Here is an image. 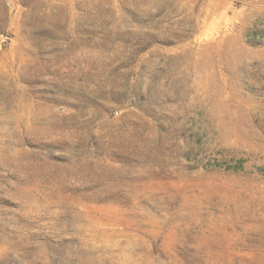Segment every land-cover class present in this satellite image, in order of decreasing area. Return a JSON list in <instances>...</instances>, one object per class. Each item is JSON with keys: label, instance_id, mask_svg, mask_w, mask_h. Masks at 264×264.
Returning <instances> with one entry per match:
<instances>
[{"label": "rangeland", "instance_id": "obj_1", "mask_svg": "<svg viewBox=\"0 0 264 264\" xmlns=\"http://www.w3.org/2000/svg\"><path fill=\"white\" fill-rule=\"evenodd\" d=\"M0 264H264V0H0Z\"/></svg>", "mask_w": 264, "mask_h": 264}]
</instances>
